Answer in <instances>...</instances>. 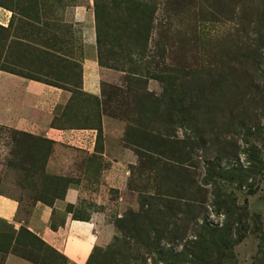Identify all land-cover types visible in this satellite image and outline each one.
<instances>
[{
    "label": "rangeland",
    "instance_id": "1",
    "mask_svg": "<svg viewBox=\"0 0 264 264\" xmlns=\"http://www.w3.org/2000/svg\"><path fill=\"white\" fill-rule=\"evenodd\" d=\"M96 4L108 106L83 89V61L100 64ZM0 11V72L62 90L52 127L86 141L0 127V195L20 202L19 222L75 188L67 210L114 228L86 264H121L115 251L126 264H185L194 245L212 253L210 228L236 242L241 226L228 264H264V0H0ZM23 227L0 219V264L11 239L30 264H76Z\"/></svg>",
    "mask_w": 264,
    "mask_h": 264
},
{
    "label": "crops",
    "instance_id": "2",
    "mask_svg": "<svg viewBox=\"0 0 264 264\" xmlns=\"http://www.w3.org/2000/svg\"><path fill=\"white\" fill-rule=\"evenodd\" d=\"M4 10V19L7 18ZM0 11V18L2 16ZM93 34L92 29L88 31ZM83 89L95 97H102L101 83L109 70L103 69L96 59L82 63ZM95 81L93 91L89 90ZM66 99L62 90L8 72H0V127L44 135L53 141L65 138L74 140L78 146L86 144L84 131L60 130L52 127L55 106ZM77 146V147H78ZM79 148V147H78ZM79 192L69 188L64 200L53 207L37 204L31 210L26 222H19L20 202L8 195H0V219L15 224L16 228L27 227L46 244L62 253L76 264H86L96 247L105 246L114 236V228L105 225L103 215L94 213L89 221L75 220L67 212L69 205H75ZM5 264H30L12 254Z\"/></svg>",
    "mask_w": 264,
    "mask_h": 264
},
{
    "label": "trees",
    "instance_id": "3",
    "mask_svg": "<svg viewBox=\"0 0 264 264\" xmlns=\"http://www.w3.org/2000/svg\"><path fill=\"white\" fill-rule=\"evenodd\" d=\"M98 5L99 4H96V18H97V22H98V34H97L98 38L97 39H98V46H99V60H100V65L104 66L105 65L104 62H103L104 58H103V55H102L103 44L101 43L102 39H104V38H103V35L101 34L103 32V29L101 27H103L102 25H104L103 28L108 27V23H107V20L105 18H103L102 14L100 12V8H99ZM139 44H141L140 41H139ZM141 64H142V66L144 65L145 68L152 67L150 62H144V63H141ZM110 68H112V67H110ZM124 68H121V69L115 68V69L119 70L121 72H125L126 70H124ZM128 69H129L127 71L128 74H130L132 76H136V77H141L142 76L139 73V70L137 68H135V67L134 68L133 67L129 68L128 67ZM146 73L148 74L150 72L147 71ZM152 76H153V78H151V79L163 81L162 77L157 76L156 74H154ZM148 77H150V75ZM69 86H70L69 87V91L72 92L74 94V96H75V94L79 95L78 92H76V90L71 88V84H69ZM75 99H78V98L75 97L73 100H75ZM79 100L80 101L82 100L81 97L79 98ZM94 100L97 102L98 105L100 104V101L98 100V98H94ZM111 101H112L111 96L107 93L106 89H104V91H102V102L105 104V106H108L107 103H109ZM54 125H55V123H54ZM135 145H137V144H135ZM66 192H65V195H66ZM65 195L63 196V198H61V200H64ZM57 200H60V198H57ZM47 206H49V205H47ZM53 206L54 205H50V207H53ZM70 206L71 205H69L68 208ZM67 212H69V211L67 210ZM73 218L75 220H81V221H89L90 220V218L89 219H77L74 216H73ZM235 223H236V218L232 222H230V221L228 222V225H230V228L228 229V231L231 230L232 226L235 225ZM238 223L241 224V221H239ZM242 229H243L242 226H241V228H238L239 238L236 240V242H234L233 238L230 235V233L227 234V235L222 234L221 237H216L215 236L216 230L210 228L209 232H208V236L210 237V246H209V248L212 249V253H210L206 257L204 254L202 255L201 253H199V252H201V251H199L200 247H205V246L204 245H194L195 251L191 253L192 257L194 259L192 261H190V262H185L184 261L185 264H228L229 261H230V258H234V255L232 256L233 247H235V245L237 243L242 241V235H241ZM21 231H22V233L24 232L27 236L31 237L32 239H35L36 241H38L42 245H44V246L47 245L43 240H41L37 235H35L33 232H31L28 228L23 227V228H21ZM220 232L227 233L225 231H220ZM168 235L171 236L170 233ZM17 236L20 237L21 236L20 233ZM169 236L167 237L165 234H162L160 236L161 237V243H162V241H164V239H169ZM18 240L19 239H15V243L16 244H19ZM217 242H219V244H217ZM24 245H25L24 248H30V246H31L28 243L24 244ZM11 247H12V239L7 241V242H4V253L7 254V256H8V254L10 255V254H13V253L16 252L15 250H13L11 252ZM19 247H22V246H19ZM48 247L51 250L55 251L52 247H50V246H48ZM94 250H96V248ZM111 253L114 254V255H118V257H121V261H122L121 264H126L125 261H124L123 255L121 253H119L118 251L111 252ZM159 255H160L159 262L166 263L167 260H168V256H166V254L164 252H160ZM176 262H178L177 264H182L183 263V261L181 262V259L179 261H176Z\"/></svg>",
    "mask_w": 264,
    "mask_h": 264
}]
</instances>
